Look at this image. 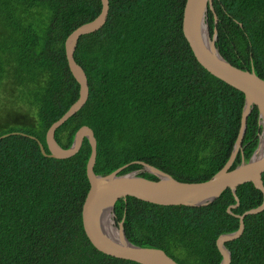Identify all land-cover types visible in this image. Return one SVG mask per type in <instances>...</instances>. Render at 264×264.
Listing matches in <instances>:
<instances>
[{
	"label": "trees",
	"instance_id": "trees-1",
	"mask_svg": "<svg viewBox=\"0 0 264 264\" xmlns=\"http://www.w3.org/2000/svg\"><path fill=\"white\" fill-rule=\"evenodd\" d=\"M105 24L79 38L75 62L88 83L85 105L55 131L71 146L89 127L97 143L93 171L120 175L148 164L175 180L199 183L228 161L244 96L207 73L182 34L186 0H108ZM210 35L232 66L264 80V0H212ZM100 0H0V264H137L97 251L84 234L81 207L89 189L84 139L71 158L56 160L45 135L79 97L64 42L93 21ZM216 18V20H215ZM253 107L231 169L259 141ZM132 163V164H131ZM140 177L157 181L149 173ZM264 185V173L262 174ZM229 189L205 207L159 206L132 197L114 205V225L139 247L164 251L177 264H219L220 235L235 232V215L259 207L253 184ZM230 264H264V210L244 219L240 238L225 244Z\"/></svg>",
	"mask_w": 264,
	"mask_h": 264
},
{
	"label": "water",
	"instance_id": "water-1",
	"mask_svg": "<svg viewBox=\"0 0 264 264\" xmlns=\"http://www.w3.org/2000/svg\"><path fill=\"white\" fill-rule=\"evenodd\" d=\"M100 1L101 11L99 15L93 21L76 28L65 39V57L69 71L79 85V97L67 112L47 130L45 142L49 151L48 154L38 141L40 152L45 157L63 160L76 155L84 139L88 141L91 148L86 164L89 189L81 207V223L84 234L90 244L100 253L137 264L177 263L160 249L139 247L128 241L122 223L117 226L114 225V205L118 200L132 197L159 206L205 207L229 189L236 204L230 206L227 212L233 215L231 210L238 207L237 188L243 184H253L263 195L262 204L242 215H235L239 220L238 229L235 232L220 235L216 240V248L221 256L219 264H230V253L225 244L241 237L244 231L245 217L256 215L264 210V185L262 182V174L264 173V80L252 71H245L232 66L219 53L215 45L217 31L214 28L213 34L210 35L206 22L207 11L209 9L213 11L212 0H186L182 15V34L195 60L211 76L241 92L244 96L239 132L228 161L210 179L199 183L179 182L170 175L142 162H137L142 166L140 171L120 175L121 171L130 165L127 164L110 174L97 175L93 171L97 143L94 133L89 127H81L75 133L73 142L67 149L62 148L56 142L54 135L55 131L74 116L88 99L86 75L75 62L74 52L80 37L97 32L105 24L109 1ZM253 107H256L258 111V125L260 127L258 145L247 162L242 159L238 166L231 169L238 152L241 150L247 118ZM15 134L35 139L23 133H10L2 135L0 141ZM139 172L149 173L155 176L157 181L140 177ZM108 217L113 224L112 230L106 229L104 226Z\"/></svg>",
	"mask_w": 264,
	"mask_h": 264
},
{
	"label": "bare ground",
	"instance_id": "bare-ground-1",
	"mask_svg": "<svg viewBox=\"0 0 264 264\" xmlns=\"http://www.w3.org/2000/svg\"><path fill=\"white\" fill-rule=\"evenodd\" d=\"M104 226H105L106 229H110V230H112V228H113V224H112V222H111L110 217H108V218L106 219Z\"/></svg>",
	"mask_w": 264,
	"mask_h": 264
}]
</instances>
